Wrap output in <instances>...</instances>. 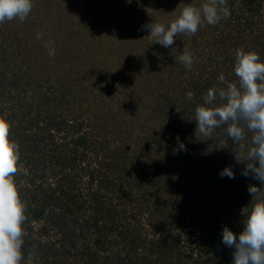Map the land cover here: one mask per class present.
Instances as JSON below:
<instances>
[{"label":"rangeland","instance_id":"1","mask_svg":"<svg viewBox=\"0 0 264 264\" xmlns=\"http://www.w3.org/2000/svg\"><path fill=\"white\" fill-rule=\"evenodd\" d=\"M201 3L33 0L24 22L0 24V116L19 149L33 264H232L223 226L238 237L248 187L264 185L241 175L227 125L206 140L191 119L221 74L237 82L236 49L264 61V0H228V18L170 48L140 30Z\"/></svg>","mask_w":264,"mask_h":264},{"label":"clouds","instance_id":"2","mask_svg":"<svg viewBox=\"0 0 264 264\" xmlns=\"http://www.w3.org/2000/svg\"><path fill=\"white\" fill-rule=\"evenodd\" d=\"M227 2L203 0L199 6L185 5L171 22L146 23L140 30L148 31L151 44L170 48L179 35H195L203 24L214 26L228 18L231 12ZM32 9L33 0H0V24L15 19L24 22ZM42 35L37 33L36 39H42ZM44 47L49 50V57L55 55L54 41H45ZM178 60L191 70L194 58L189 49L185 48ZM234 73L237 82L226 81L223 74L218 77L223 87L207 90L191 120L196 122V134L213 141L214 130L227 125L226 135L237 149L234 159L244 164L241 175L264 185V61L254 50L238 48ZM186 99L193 100L194 93L188 91ZM9 129L7 119L0 116V264H33V255L26 258L23 251L26 205L15 179L19 173V149L10 138ZM177 145V151H187L179 137ZM219 175L234 178L231 167H225ZM248 191L252 199L241 209L242 231L237 237L227 225L222 230L223 244L233 249L232 264H264V187L253 184Z\"/></svg>","mask_w":264,"mask_h":264}]
</instances>
